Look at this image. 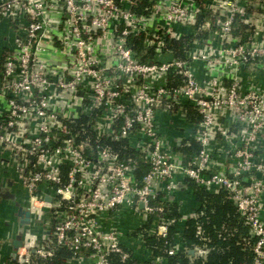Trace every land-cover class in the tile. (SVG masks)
I'll return each instance as SVG.
<instances>
[{
	"label": "built area",
	"instance_id": "obj_1",
	"mask_svg": "<svg viewBox=\"0 0 264 264\" xmlns=\"http://www.w3.org/2000/svg\"><path fill=\"white\" fill-rule=\"evenodd\" d=\"M248 1L0 0V160L34 236L0 264L59 248L68 264L127 263V239L167 241L173 225L175 256L197 215L176 220L164 203L186 180L234 203L257 237L252 264H264V0L257 13ZM238 24L254 29L247 41ZM183 39L177 56L168 41ZM176 132L199 149H178ZM121 211L138 224L119 228Z\"/></svg>",
	"mask_w": 264,
	"mask_h": 264
},
{
	"label": "trees",
	"instance_id": "obj_2",
	"mask_svg": "<svg viewBox=\"0 0 264 264\" xmlns=\"http://www.w3.org/2000/svg\"><path fill=\"white\" fill-rule=\"evenodd\" d=\"M238 29L243 31L245 25L238 24ZM188 39V38H187ZM168 41L171 50L177 56L183 55V48L187 45L186 40ZM188 119L195 121L197 117L192 110L189 111ZM122 156L132 154L128 147L114 145ZM186 153L196 152L197 144L191 147H181ZM197 195L198 206L195 209L196 217L188 219L182 231V243L186 248L175 256H167L165 251L174 242L177 232L176 225L169 228L166 240L156 237H148V248L153 252V257H163L168 264H252L254 261V247L257 242L255 237L243 222V218L237 212L234 203L226 199L225 194L214 195L193 184ZM167 215L180 219L178 205L176 203H164ZM193 250L194 254L190 251ZM198 251H203L201 254ZM71 253L69 250L56 249L54 255L49 259H37L38 264H66ZM113 264H140L136 260L127 263L120 262L117 256L111 257ZM146 264H152L146 263Z\"/></svg>",
	"mask_w": 264,
	"mask_h": 264
},
{
	"label": "crops",
	"instance_id": "obj_3",
	"mask_svg": "<svg viewBox=\"0 0 264 264\" xmlns=\"http://www.w3.org/2000/svg\"><path fill=\"white\" fill-rule=\"evenodd\" d=\"M263 0H249L248 1V11L250 13H257L260 11V3H262ZM260 2V3H259ZM254 32V29H253ZM252 31L250 29L245 28L243 31H240L238 27H236V30L234 31L235 36L242 37L243 41H247L252 36ZM208 33H204L203 37L207 39ZM189 38V37H188ZM200 73V72H199ZM256 81L260 82L261 84H264V72H260V74L257 76ZM162 118L165 122H163V128L164 130L167 128V120L164 115H162ZM177 120V119H175ZM178 132L174 133L172 138H175V141L179 144L177 145V148L181 149L180 147V138L177 139ZM1 161V160H0ZM3 168H7V170L13 171L14 167L11 164L1 163ZM15 171V170H14ZM15 194L18 196L20 203H25L24 200H22L20 195V190H15ZM176 203L179 205V211L182 213V215H189L193 213L198 206V199L197 195L195 193V190L193 188V183L190 180H186L185 184L182 183L179 186V190L176 192ZM15 211V203L13 201H4L0 203V254L6 256L11 253H13L14 248L11 245L12 240H14L19 232V222L17 221L16 217L14 216ZM3 221H7L8 225L5 226ZM138 218L131 216L130 213H127L125 211H121L119 215L116 217V223L122 230H126L129 226H136L138 224ZM129 242L128 248L133 254L134 259L136 262L140 264H146V263H152L151 258V251L148 248V246L144 243H142L140 240H133L130 243V240L127 239ZM163 264H168L167 261H163ZM68 264V263H67ZM71 264H83L82 262L77 263H71ZM153 264V263H152Z\"/></svg>",
	"mask_w": 264,
	"mask_h": 264
},
{
	"label": "water",
	"instance_id": "obj_4",
	"mask_svg": "<svg viewBox=\"0 0 264 264\" xmlns=\"http://www.w3.org/2000/svg\"><path fill=\"white\" fill-rule=\"evenodd\" d=\"M15 190H20V186L18 184L17 174L16 172L7 170V168H3L0 161V203L4 201H13L15 203V211L14 216L19 222L20 232L18 236L12 240L11 245L16 250L17 248L24 245V242H29L34 239L29 233L28 227L31 224V214L27 209L25 203H20L18 196L14 192ZM47 201H51V198H47ZM143 207V204L140 205ZM4 225L7 226L8 222L3 221ZM24 236H27L25 239ZM25 240V241H24ZM191 254H194V251H190Z\"/></svg>",
	"mask_w": 264,
	"mask_h": 264
}]
</instances>
